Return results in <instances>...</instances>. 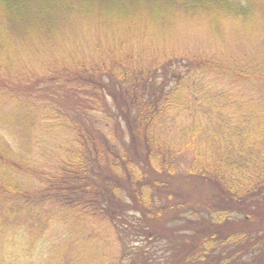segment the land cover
<instances>
[{
    "label": "trees",
    "instance_id": "1",
    "mask_svg": "<svg viewBox=\"0 0 264 264\" xmlns=\"http://www.w3.org/2000/svg\"><path fill=\"white\" fill-rule=\"evenodd\" d=\"M253 2L0 0L17 264H264L263 50L184 45L175 20L253 22Z\"/></svg>",
    "mask_w": 264,
    "mask_h": 264
},
{
    "label": "rangeland",
    "instance_id": "2",
    "mask_svg": "<svg viewBox=\"0 0 264 264\" xmlns=\"http://www.w3.org/2000/svg\"><path fill=\"white\" fill-rule=\"evenodd\" d=\"M251 10L262 12L261 14L262 16L258 20H255L253 22L251 20L240 21V20L231 19L230 17L222 16V18L216 20V23H210L209 19H207L206 22H204V20L196 21L193 19L189 20L188 18L181 17L182 15L176 10L175 20L179 18L177 25L179 27L180 37L185 36L188 38L184 43V45H210L208 46V48L212 47L214 49H220L224 51L227 50L233 51V49L236 50L235 48H237L238 45L246 46L247 44H249L254 49V51L263 50L264 53V1L258 2L257 0H254V2L251 4V9L248 11ZM216 25H218L217 29H216ZM117 28L121 29L118 24H114L111 28H107L104 34L110 37L117 35L118 34ZM93 29L96 32H98L99 27L91 26L90 30ZM212 29L214 30L216 29V31H214L213 34H210V32H212ZM171 30H176V28ZM181 30L185 33V35L181 33ZM144 32L145 35H148L150 33L154 34V32L151 31L146 26H144ZM197 32H200L202 34H197ZM175 35H176V31H175ZM136 36H138L137 31H135L134 36H132L134 41ZM174 37L175 36H169V37L163 36L162 38L160 37L158 38L163 45L168 46L173 44L175 40L171 38ZM169 38L171 39L172 42L170 41ZM204 38L206 43L208 44L203 42ZM71 41L73 42V40ZM143 46L144 45H142V47ZM194 191L197 192V190ZM200 191L203 197H207L210 195V190L207 187L204 188L201 187ZM195 195H199L198 192ZM252 205H254V203H252ZM7 237H9L8 234ZM12 244L13 243H9L6 240H3V237H1L0 264H17L16 260L14 259L16 258V254H18V252H16L14 249H11L10 246ZM21 249L22 247L20 248V250ZM31 251L33 252V250H24V251H20L19 254L23 256H29L32 254ZM35 255L40 256L39 250L35 251Z\"/></svg>",
    "mask_w": 264,
    "mask_h": 264
}]
</instances>
